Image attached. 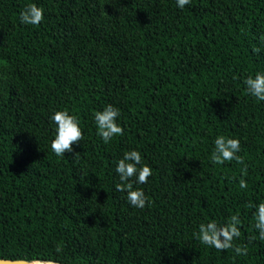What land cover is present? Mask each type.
Segmentation results:
<instances>
[{
    "label": "trees",
    "instance_id": "obj_1",
    "mask_svg": "<svg viewBox=\"0 0 264 264\" xmlns=\"http://www.w3.org/2000/svg\"><path fill=\"white\" fill-rule=\"evenodd\" d=\"M0 0V256L63 264H264L249 202L264 200V101L244 78L264 70V0ZM120 109L105 144L93 112ZM52 109L80 121L58 157ZM219 134L238 138L243 164L210 159ZM137 149L152 169L129 205L116 160ZM246 169V171H244ZM248 187L241 189L239 179ZM241 220L247 256L201 244L208 219Z\"/></svg>",
    "mask_w": 264,
    "mask_h": 264
},
{
    "label": "clouds",
    "instance_id": "obj_2",
    "mask_svg": "<svg viewBox=\"0 0 264 264\" xmlns=\"http://www.w3.org/2000/svg\"><path fill=\"white\" fill-rule=\"evenodd\" d=\"M175 4L177 8L182 10L186 5H191V0H175ZM43 12L44 9L41 6L34 0H29L19 12V21L25 25H38L44 19ZM258 41L259 46L253 49L257 53L261 51V47H264V34L258 37ZM243 84L246 94L254 97L257 102L264 101V70L247 75ZM119 117L120 109L111 103L93 112V122L97 134L105 144L123 133V128L118 121ZM49 120L53 126L50 148L56 156L65 157V152L72 153L73 145L79 144L82 139L80 121L76 115L65 109H52ZM212 143L213 147L209 159L214 164L221 165L225 161L232 160L240 164L244 163L243 158L238 155L241 150L238 138L219 134ZM114 171L118 177L115 188L125 194L129 205L143 209L147 203H150L143 189L137 186L146 183L152 174V169L143 162L139 150L135 148L125 150L122 156L116 160ZM239 187L246 189L248 187L246 180L239 179ZM247 207L253 210V228L258 234L254 235L252 239L264 241V200L249 202ZM240 224L241 220L237 214H232L223 222L208 219L198 224L193 236L194 239L208 247L217 250L231 249L238 257L247 256L248 246L234 243L236 238L240 236ZM0 264H28V259L0 256ZM31 264H42V262L39 259H32ZM46 264H51V261H47Z\"/></svg>",
    "mask_w": 264,
    "mask_h": 264
},
{
    "label": "water",
    "instance_id": "obj_3",
    "mask_svg": "<svg viewBox=\"0 0 264 264\" xmlns=\"http://www.w3.org/2000/svg\"><path fill=\"white\" fill-rule=\"evenodd\" d=\"M42 264H46L47 261H41ZM28 264H31V260H28ZM51 264H63V263H55V262H51Z\"/></svg>",
    "mask_w": 264,
    "mask_h": 264
}]
</instances>
